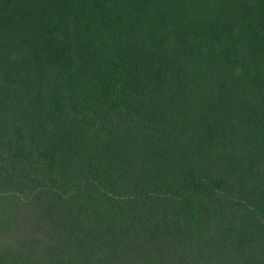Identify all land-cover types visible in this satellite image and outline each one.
<instances>
[{
    "label": "trees",
    "instance_id": "trees-1",
    "mask_svg": "<svg viewBox=\"0 0 264 264\" xmlns=\"http://www.w3.org/2000/svg\"><path fill=\"white\" fill-rule=\"evenodd\" d=\"M0 264H264V0H0Z\"/></svg>",
    "mask_w": 264,
    "mask_h": 264
}]
</instances>
